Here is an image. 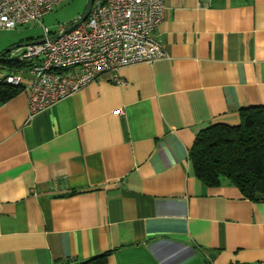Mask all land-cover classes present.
I'll return each instance as SVG.
<instances>
[{"label": "crops", "instance_id": "obj_1", "mask_svg": "<svg viewBox=\"0 0 264 264\" xmlns=\"http://www.w3.org/2000/svg\"><path fill=\"white\" fill-rule=\"evenodd\" d=\"M164 2L167 57L119 68L120 83L101 74L29 114L30 62L11 73L0 264H264V201L204 186L188 159L201 129L264 105V0Z\"/></svg>", "mask_w": 264, "mask_h": 264}, {"label": "built area", "instance_id": "obj_2", "mask_svg": "<svg viewBox=\"0 0 264 264\" xmlns=\"http://www.w3.org/2000/svg\"><path fill=\"white\" fill-rule=\"evenodd\" d=\"M64 1L0 0V28L40 23L44 14ZM164 8V0H93L87 17L68 31H64L67 26H60L57 33H50L40 23L44 41L25 44V50L13 58L30 62L29 114L76 92L101 74L120 83L119 68L166 58L154 38ZM67 70L73 73L68 75ZM22 79L19 74H7L0 82L17 87Z\"/></svg>", "mask_w": 264, "mask_h": 264}, {"label": "trees", "instance_id": "obj_3", "mask_svg": "<svg viewBox=\"0 0 264 264\" xmlns=\"http://www.w3.org/2000/svg\"><path fill=\"white\" fill-rule=\"evenodd\" d=\"M28 63L0 55V78L18 72ZM20 90L0 82V102ZM235 125L215 123L201 129L188 151L197 179L204 186L222 183L241 194L264 201V105L241 108ZM108 252L86 260H61L54 264H107Z\"/></svg>", "mask_w": 264, "mask_h": 264}, {"label": "rangeland", "instance_id": "obj_4", "mask_svg": "<svg viewBox=\"0 0 264 264\" xmlns=\"http://www.w3.org/2000/svg\"><path fill=\"white\" fill-rule=\"evenodd\" d=\"M87 0H65L53 10L44 14L40 18L42 26L46 27L50 33H57L60 26H68L75 21L82 13ZM39 22H30L22 27L11 30L0 29V54L8 47L11 49L9 56H16L25 50L26 43L38 39L43 34V28ZM16 52H14L15 50Z\"/></svg>", "mask_w": 264, "mask_h": 264}, {"label": "water", "instance_id": "obj_5", "mask_svg": "<svg viewBox=\"0 0 264 264\" xmlns=\"http://www.w3.org/2000/svg\"><path fill=\"white\" fill-rule=\"evenodd\" d=\"M92 2L93 0H87V3L82 11V13L80 14V16L75 20L73 21L71 24H69L64 31H68L72 28H74L76 25H78L80 22H82L88 15L89 11H90V8H91V5H92ZM44 41V38H39L37 40H34L32 43H39V42H43ZM14 46L12 47H8L6 50H4L0 55H6L8 52L11 51V49H13Z\"/></svg>", "mask_w": 264, "mask_h": 264}]
</instances>
